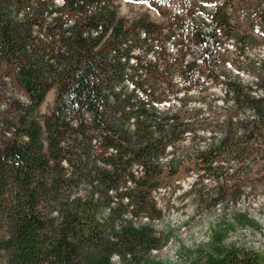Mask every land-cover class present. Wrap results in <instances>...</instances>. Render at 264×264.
<instances>
[{
	"label": "trees",
	"instance_id": "trees-1",
	"mask_svg": "<svg viewBox=\"0 0 264 264\" xmlns=\"http://www.w3.org/2000/svg\"><path fill=\"white\" fill-rule=\"evenodd\" d=\"M147 1L161 19L115 0H0V264H162L152 192L169 177L213 176L207 207L264 187V61L245 83L225 60L228 40L257 42L232 20L241 0ZM234 223L260 230L235 210L191 264H264L227 239Z\"/></svg>",
	"mask_w": 264,
	"mask_h": 264
},
{
	"label": "rangeland",
	"instance_id": "rangeland-1",
	"mask_svg": "<svg viewBox=\"0 0 264 264\" xmlns=\"http://www.w3.org/2000/svg\"><path fill=\"white\" fill-rule=\"evenodd\" d=\"M115 2L119 14L126 17L143 11L154 19L162 17L157 9L149 6L147 0H115ZM173 3L176 7L174 1ZM262 9L261 0H241L236 9L232 11V20L237 24L239 31L252 33L257 37V42L247 44L243 53L239 52L240 44L232 39L228 40L227 45L224 46L227 52L225 60L228 69L245 83H250L255 79L251 67L253 65L260 67V61H264V37L261 34L264 29V22L261 18ZM9 89L10 85L7 84L6 90ZM11 91L21 98L24 97L19 89L14 88ZM197 94L199 93H192V95ZM221 95L219 86L210 84V93L205 94V99L212 100L214 109L221 103ZM52 97L53 89L51 88L40 101L41 110H45L50 105ZM181 99L182 97L176 100L180 102ZM189 99L192 105H199L193 97ZM208 111L209 108L205 105L199 114ZM208 133L206 132V135H209ZM204 140V138L196 139L195 143L199 144ZM192 143V140L186 137L177 147L178 149L185 148L191 146ZM195 178L194 171L185 173L174 180L169 177L165 185L153 190L152 194L162 211V216L153 219L152 223L156 231L160 233L163 244L157 249H152L150 255L161 260L162 264H191L197 249L207 243L210 227L224 219L232 220L235 210L247 211L258 221L260 230L234 223V228L229 230L227 239L264 251V187L256 184L251 190L247 186L245 196L236 203L222 201L207 207L205 202L197 197V193L209 192L214 189L216 182L213 176H204L201 180L194 182Z\"/></svg>",
	"mask_w": 264,
	"mask_h": 264
}]
</instances>
